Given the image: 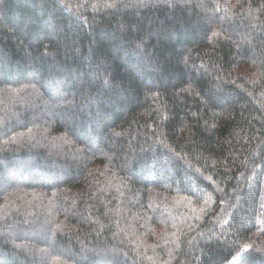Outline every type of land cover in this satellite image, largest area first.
I'll return each mask as SVG.
<instances>
[{
	"label": "trees",
	"instance_id": "obj_1",
	"mask_svg": "<svg viewBox=\"0 0 264 264\" xmlns=\"http://www.w3.org/2000/svg\"><path fill=\"white\" fill-rule=\"evenodd\" d=\"M263 188L264 0H0V264H264Z\"/></svg>",
	"mask_w": 264,
	"mask_h": 264
},
{
	"label": "rangeland",
	"instance_id": "obj_2",
	"mask_svg": "<svg viewBox=\"0 0 264 264\" xmlns=\"http://www.w3.org/2000/svg\"><path fill=\"white\" fill-rule=\"evenodd\" d=\"M185 1H187V2H192V1H194V0H185ZM94 69L93 70H95V72L96 73H91V77L92 78H94V75L96 74L97 76H96V79H98V77H99V73H103V70H102V68H100L99 66H97L96 64L94 65V67H93ZM76 75V78L75 79H73V82L75 83V82H81L82 80H83V75H84V72H77V73H75ZM77 80V81H76ZM91 101H92V99H91ZM94 101V100H93ZM49 107V109H50V111H53V113H51L50 115H53V117H58L59 115H58V112H54V108H56V107H54V106H52V108H50V106H48ZM57 109H58V106H57ZM50 115H48V114H45V116L46 117H48V118H50ZM12 120H13V118H11ZM99 135H101V137H102V134H99ZM103 138V137H102ZM105 141H106V139H105ZM161 162H165V160H161L157 165H156V167H157V170H156V173L155 174H158L159 173V175L158 176H155V175H152V176H150L152 179H154V180H160V179H165V176H166V171L165 170H163V168H160L159 169V167L162 165L161 164ZM52 166H53V164H52ZM60 171H61V169H60ZM263 197H264V188H263ZM262 208H264V198H263V201H262ZM194 211H196V210H194ZM201 213V212H200ZM48 237H50V234L49 233H42L41 235H37L36 237H35V241L36 242H39V241H46L47 242V239L49 240V243H51L52 244V242L50 241V239L48 238ZM27 239H29V237L27 238ZM46 239V240H45ZM32 240V239H31ZM2 250H0V256L2 257V255H3V253H5V252H1ZM48 254H46V256H47ZM39 260V259H38Z\"/></svg>",
	"mask_w": 264,
	"mask_h": 264
}]
</instances>
